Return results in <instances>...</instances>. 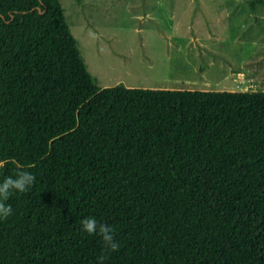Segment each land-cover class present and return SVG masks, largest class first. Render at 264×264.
<instances>
[{"label": "trees", "instance_id": "16d2710c", "mask_svg": "<svg viewBox=\"0 0 264 264\" xmlns=\"http://www.w3.org/2000/svg\"><path fill=\"white\" fill-rule=\"evenodd\" d=\"M0 160V264H264V91L99 88L58 0H0Z\"/></svg>", "mask_w": 264, "mask_h": 264}, {"label": "rangeland", "instance_id": "374dc122", "mask_svg": "<svg viewBox=\"0 0 264 264\" xmlns=\"http://www.w3.org/2000/svg\"><path fill=\"white\" fill-rule=\"evenodd\" d=\"M99 87L264 91V0H58Z\"/></svg>", "mask_w": 264, "mask_h": 264}, {"label": "clouds", "instance_id": "9594fccd", "mask_svg": "<svg viewBox=\"0 0 264 264\" xmlns=\"http://www.w3.org/2000/svg\"><path fill=\"white\" fill-rule=\"evenodd\" d=\"M8 160H0V169H3ZM18 171L15 176L5 177L0 181V220H6L13 214V209L6 201L13 194L28 193L35 183V175L30 171H25L17 165ZM82 231L88 235H99L102 239L106 252H116L119 245L114 237V229L110 225L98 223L95 218L88 217L81 221ZM105 257L99 258L98 264H103Z\"/></svg>", "mask_w": 264, "mask_h": 264}, {"label": "crops", "instance_id": "0c3cea01", "mask_svg": "<svg viewBox=\"0 0 264 264\" xmlns=\"http://www.w3.org/2000/svg\"><path fill=\"white\" fill-rule=\"evenodd\" d=\"M254 72H238L237 76L233 78L235 80V88L237 90H244L246 89V83L249 81L256 82L257 80L254 79ZM262 81L263 77H262ZM252 90V89H251Z\"/></svg>", "mask_w": 264, "mask_h": 264}]
</instances>
